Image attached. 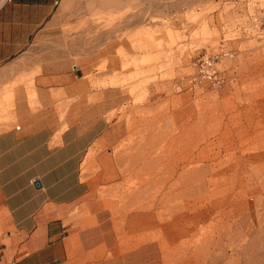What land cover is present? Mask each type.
Returning a JSON list of instances; mask_svg holds the SVG:
<instances>
[{"label": "rangeland", "instance_id": "obj_1", "mask_svg": "<svg viewBox=\"0 0 264 264\" xmlns=\"http://www.w3.org/2000/svg\"><path fill=\"white\" fill-rule=\"evenodd\" d=\"M63 16L77 52L129 46L96 82L126 92L113 180L97 188L122 244L157 242L168 264H264V0H69ZM204 53L221 55L222 87L200 81ZM8 116L3 100L0 129ZM137 205L157 227H131Z\"/></svg>", "mask_w": 264, "mask_h": 264}, {"label": "crops", "instance_id": "obj_2", "mask_svg": "<svg viewBox=\"0 0 264 264\" xmlns=\"http://www.w3.org/2000/svg\"><path fill=\"white\" fill-rule=\"evenodd\" d=\"M68 1L0 5V103L9 107L0 129V264H168L157 242L122 244L115 207L97 194L113 180L112 151L126 135V92L96 82L115 73L118 50L129 46L121 37L88 52L67 46ZM126 214L131 227H157L151 206Z\"/></svg>", "mask_w": 264, "mask_h": 264}, {"label": "built area", "instance_id": "obj_3", "mask_svg": "<svg viewBox=\"0 0 264 264\" xmlns=\"http://www.w3.org/2000/svg\"><path fill=\"white\" fill-rule=\"evenodd\" d=\"M221 55L204 53L196 61L198 77L200 81H208L214 88L222 87L225 83V76L220 69ZM33 183L42 187L39 179H34Z\"/></svg>", "mask_w": 264, "mask_h": 264}, {"label": "bare ground", "instance_id": "obj_4", "mask_svg": "<svg viewBox=\"0 0 264 264\" xmlns=\"http://www.w3.org/2000/svg\"><path fill=\"white\" fill-rule=\"evenodd\" d=\"M5 0H0V5L4 2ZM185 192V191H184Z\"/></svg>", "mask_w": 264, "mask_h": 264}]
</instances>
